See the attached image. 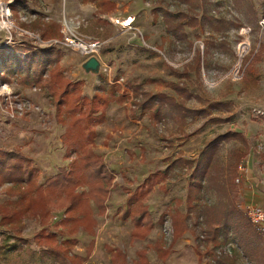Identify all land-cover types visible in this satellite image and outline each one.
Here are the masks:
<instances>
[{
	"label": "rangeland",
	"instance_id": "374dc122",
	"mask_svg": "<svg viewBox=\"0 0 264 264\" xmlns=\"http://www.w3.org/2000/svg\"><path fill=\"white\" fill-rule=\"evenodd\" d=\"M0 1L10 3V8L14 3V0ZM24 1L28 11L21 7L19 20L11 10L15 29L7 30L0 20V58L4 53H12L13 47L23 42H30L39 49L53 47L40 46L33 36L22 32L39 36L20 23L30 24L43 17L61 26L62 37L56 39L63 38L64 30H72L105 42L95 57L100 62L97 74L84 69L88 61L85 56L71 49L53 47L65 53L61 63L64 75L82 84L83 96L93 97L103 79L110 84L119 79L122 94L131 98L129 85H139L146 92L178 99L171 86L188 82L189 91L201 100L192 99L186 107L205 109L210 115L183 118L174 112L154 122L147 113L133 109L132 99L124 105L110 104L106 122L95 128L97 137L92 149L115 174L116 186L107 203L106 215L99 216L95 210L96 246L85 264H111L108 248L124 251L128 264H139L137 252L140 250L148 251L149 264H203L189 233L170 248L171 254L166 261L160 260L153 249L161 240L168 245L172 241L169 223L161 225L159 222L162 215L175 209L177 202L181 203L178 212L187 213L189 174L177 170L163 187H156L148 202L155 227L147 240L131 242L133 223L131 219H123L122 213L129 193L148 176L165 171L169 160L178 157L197 160L207 143L227 134L233 137L220 143L218 162L207 180L200 203L218 206L222 199L231 197L228 188L231 180L238 186L237 206L244 215L241 204L247 191H253L255 198L264 200V50H260L264 46V32L260 26L264 18V0H203L195 4L186 0H110L117 8L111 17L102 15L99 2L90 0ZM97 14L100 17L96 22L89 23L88 18ZM166 14L185 25L179 38L168 32ZM204 15L214 20L215 26H219V21L222 31H215L203 20ZM128 16L135 17L134 29L130 31L117 24ZM193 17L200 21L196 28L188 24ZM206 46L208 51L200 76L194 59L199 50L203 55ZM184 70L189 71L190 79L180 76ZM216 103L222 105L211 109ZM213 118L218 121H210ZM64 133L65 127L57 123L48 93L0 82V150L21 151L33 159L41 173L40 183L69 164L64 158L66 148L61 143ZM236 151L249 152L241 162L246 167L243 173L239 172V165H235ZM237 178H241L238 183ZM9 188L10 185L0 187V206L17 200L18 195H10ZM62 217V212H56L50 226ZM22 223L19 236L26 242V248L8 255L0 264H54L40 254L36 235L43 227L37 219L30 216ZM12 234L0 221V248L16 242ZM262 237L264 239L263 234ZM65 238L59 234L58 240ZM73 238L78 240L73 254L86 256V248L93 238L83 231ZM225 250L229 255H236L238 264H257L244 257L237 240H230Z\"/></svg>",
	"mask_w": 264,
	"mask_h": 264
},
{
	"label": "trees",
	"instance_id": "16d2710c",
	"mask_svg": "<svg viewBox=\"0 0 264 264\" xmlns=\"http://www.w3.org/2000/svg\"><path fill=\"white\" fill-rule=\"evenodd\" d=\"M90 1L99 2L106 15L116 10V5L110 0ZM186 1L191 4L203 2ZM25 3L24 0H14L11 6L17 20L21 7L28 11ZM164 20L168 32L174 37L179 38V33H184L185 25L178 18L171 20L166 14ZM203 20L208 21L215 31H222L219 21V26H215L214 20L209 16L204 15ZM20 24L24 29L38 33L44 41L62 37L61 26L48 22L43 17L30 24L24 22ZM188 24L191 28H196L200 21L193 17ZM261 49L264 50V46H261ZM207 51L206 46L203 55L199 50L194 59L200 76ZM64 57L65 53L60 49L53 47L39 49L30 42H23L14 46L12 53H4L0 58L2 84H17L24 88L39 89L51 97L55 119L59 125L65 127L61 143L66 148L64 158L69 162L57 175L40 183L41 173L35 167L33 159L23 155L21 151L0 150V187L10 185L9 194L18 195L16 201L0 206L1 224L9 228L12 235L17 238L15 243L0 248V263L7 259L8 255L26 248V242L19 234L23 228L22 221L30 216L36 218L43 227L36 235L42 258H48L54 264H85L92 256L98 227L95 210L99 216L106 215L107 203L112 189L116 186L115 174L105 160L92 149L97 137L95 128L106 122V111L111 103L124 105L132 99L133 109L147 113L154 122H160L172 116L174 112L183 118L210 116L205 109L195 110L186 107L187 102L192 99L201 100L198 95L189 91L188 82L171 86L178 99L163 93L146 92L139 85H129L131 98L122 94L119 79L113 84L103 79L94 96L85 97L81 94L82 84L65 77L61 66ZM180 76L190 79L189 71L186 70L181 72ZM221 105L222 103H216L210 107L216 109ZM210 121L216 122L218 119L213 118ZM232 137V134L216 137L207 143L197 160L183 157L169 160V166L165 171L148 176L134 192L129 193L122 218L131 219L133 223L132 243L147 240L154 230L155 223L148 202L156 187H163V183L173 178L175 172L179 170L189 174L187 213L178 212L181 203L177 202L175 209L168 210L162 215L159 222L161 225L169 223L172 241L168 245L161 240L153 246L158 258L166 261L171 254L170 248L189 233L195 241L197 254L203 264L204 261L205 264H238L236 255H229L225 250L230 240L239 242L244 257L257 264H264V239L237 206L240 192L235 180L229 181L231 197H227L226 190L227 198L222 199L218 206H204L200 203L201 195L207 189V180L211 178L218 162L220 143ZM234 157L235 165L238 166L248 157V151L244 153L236 151ZM56 212H62L63 217L51 227ZM81 231L93 238L86 248L84 257L73 254L78 245V240L73 237ZM59 234L66 238L59 241ZM211 245L214 247L211 248ZM108 249L111 264H128L124 251ZM137 256L139 264H149L147 250L138 251Z\"/></svg>",
	"mask_w": 264,
	"mask_h": 264
},
{
	"label": "built area",
	"instance_id": "2783aa9c",
	"mask_svg": "<svg viewBox=\"0 0 264 264\" xmlns=\"http://www.w3.org/2000/svg\"><path fill=\"white\" fill-rule=\"evenodd\" d=\"M0 20L7 30H13L16 28V26L12 22L10 3L0 1ZM117 22V24H119V26H121L123 30L130 31L134 29L133 25L135 23V17L128 16L126 19ZM260 26L262 31L264 32V18L261 21ZM22 32L33 36V38L37 40V43H39L40 46L50 45V47L53 46L58 48L71 49L80 53L82 56H85L87 59L96 57L105 45V42L103 41L88 38L72 30H64V36L62 39H52L47 42L43 41L39 36L32 35L27 31ZM238 170L240 173H243L244 171H246V167L243 164H240ZM240 179L241 178H237V183L240 181ZM241 208L244 210L246 217L249 219L252 225L257 228L261 234L264 235V207L245 200L241 204Z\"/></svg>",
	"mask_w": 264,
	"mask_h": 264
},
{
	"label": "crops",
	"instance_id": "0c3cea01",
	"mask_svg": "<svg viewBox=\"0 0 264 264\" xmlns=\"http://www.w3.org/2000/svg\"><path fill=\"white\" fill-rule=\"evenodd\" d=\"M101 9V11L103 12V8L101 7L100 8ZM117 9V8H116ZM116 11V10H115ZM102 15H105V16H108V17H111V15L113 14V12L112 13H110V14H104V13H101ZM97 17H100V15L99 14H97V15H95V16H93L92 15V17H89L88 19H89V23L90 22H92L91 20H93V22H96V20H97ZM84 20H85V18H83ZM74 20H75V18H74ZM83 20V21H84ZM86 21V20H85ZM81 21H79L77 24H79ZM86 37H88V38H94V39H96L95 37H93V36H91L90 34H86L85 35ZM248 156H249V152H248ZM257 196V195H256ZM258 197V196H257ZM245 200H248L249 202H253V203H255V204H257V205H259V206H263L264 207V200L262 199H258V198H255V193L253 192V191H247L246 192V194H245Z\"/></svg>",
	"mask_w": 264,
	"mask_h": 264
},
{
	"label": "water",
	"instance_id": "95a60500",
	"mask_svg": "<svg viewBox=\"0 0 264 264\" xmlns=\"http://www.w3.org/2000/svg\"><path fill=\"white\" fill-rule=\"evenodd\" d=\"M99 67H100V62L95 57L88 59V61L84 65V69L87 72H93L95 74L98 73Z\"/></svg>",
	"mask_w": 264,
	"mask_h": 264
}]
</instances>
